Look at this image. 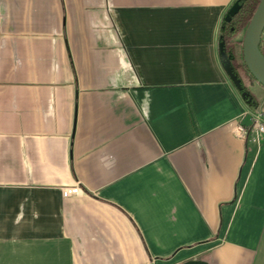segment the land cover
Masks as SVG:
<instances>
[{
    "label": "crops",
    "instance_id": "1",
    "mask_svg": "<svg viewBox=\"0 0 264 264\" xmlns=\"http://www.w3.org/2000/svg\"><path fill=\"white\" fill-rule=\"evenodd\" d=\"M233 2L0 0V264H264Z\"/></svg>",
    "mask_w": 264,
    "mask_h": 264
},
{
    "label": "trees",
    "instance_id": "2",
    "mask_svg": "<svg viewBox=\"0 0 264 264\" xmlns=\"http://www.w3.org/2000/svg\"><path fill=\"white\" fill-rule=\"evenodd\" d=\"M259 2L260 0H234L220 20L217 38L220 60L234 76L236 82L233 84L237 93L250 112L259 113L264 118V86L250 74L242 51L245 31ZM259 49L264 54V33L261 35ZM255 86L260 89V95L255 92Z\"/></svg>",
    "mask_w": 264,
    "mask_h": 264
},
{
    "label": "water",
    "instance_id": "3",
    "mask_svg": "<svg viewBox=\"0 0 264 264\" xmlns=\"http://www.w3.org/2000/svg\"><path fill=\"white\" fill-rule=\"evenodd\" d=\"M262 33H264V0H260L247 26L242 43L243 59L247 69L255 80L264 86V54L259 49ZM226 70L232 82L235 83L234 76L228 69Z\"/></svg>",
    "mask_w": 264,
    "mask_h": 264
},
{
    "label": "built area",
    "instance_id": "4",
    "mask_svg": "<svg viewBox=\"0 0 264 264\" xmlns=\"http://www.w3.org/2000/svg\"><path fill=\"white\" fill-rule=\"evenodd\" d=\"M252 125L262 134H264V120H262L259 114L253 115ZM234 132L238 135H242L245 132V128L241 124H237L234 127ZM79 188L77 186L64 190V194L76 193Z\"/></svg>",
    "mask_w": 264,
    "mask_h": 264
}]
</instances>
